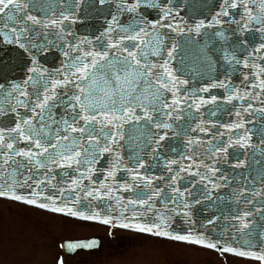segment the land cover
<instances>
[{
  "label": "snow or ice",
  "instance_id": "snow-or-ice-1",
  "mask_svg": "<svg viewBox=\"0 0 264 264\" xmlns=\"http://www.w3.org/2000/svg\"><path fill=\"white\" fill-rule=\"evenodd\" d=\"M89 2L108 5L110 19L100 35L81 38L70 26L77 19L75 13L80 5ZM184 7L193 10L188 20L180 15ZM184 7L180 0H0V45H15L31 55L29 75L22 83H8L7 78L0 82V116L8 113L16 116L8 124L0 122V198L91 220L98 219L99 213L85 215L72 208L58 207L56 200L66 192H74V203H79L82 199H111L114 190L130 191L135 199L122 204L117 198V204L125 210L131 205L151 212L156 198L167 207L169 200L176 203L185 195L174 185L185 179L180 173H186L199 177L197 183L204 185V196L211 200L214 190L228 187L234 181L214 165L209 167L203 158L208 155L219 162L222 154L226 156L229 148L237 146L251 149L248 155L252 159L240 160L235 154L237 163L232 167L243 168L247 164L251 169L253 164L258 165L257 175L264 185V124L247 128L246 124L253 121L244 119L246 114L264 120V0H213L210 6L207 0H200L199 4L197 0H184ZM149 9L158 11V17L149 19ZM198 9H201L199 16H204L202 9H206L211 18L197 19ZM228 33L236 39L230 41ZM49 48H56L64 57L55 72L43 68L40 62L39 54ZM22 57L23 52H19L18 59L27 63ZM173 61L177 64L175 68ZM220 67L224 68L223 80L213 75ZM240 68L244 71L242 88L238 90L228 77ZM182 77L207 78L210 82L199 89H189L186 86L190 79ZM212 88H223L228 93V103L233 100L246 103L235 112L236 121L224 126L228 131H244L236 138L230 136L227 142L216 141V136L223 137L224 133L212 134L215 142L204 153H198L203 141L189 133L211 132L203 123L195 127L192 124L201 108L217 104L216 96L205 99L199 95ZM255 102L262 106L255 108ZM208 114L215 116L216 111L210 109ZM256 134L259 143L253 144L252 135ZM182 136L186 137L181 142L183 152L171 144L168 146L169 152L178 153L180 159L168 160L160 152L163 142ZM105 157H111L109 168L97 187L92 178L100 170L94 166ZM161 160L163 168L174 173L168 178L167 187L175 195L153 188V177L141 172L161 167ZM183 160L191 163L174 170L172 166ZM57 168L71 169L76 178L71 180L70 187L59 189V197H44L49 204L38 203L41 185L57 188L53 184ZM41 170L44 179L35 180L34 175ZM121 171L128 173L129 179L114 189L109 181H115ZM62 175L67 176V171ZM85 180L91 181V186ZM255 183V178L248 180L241 176L243 186L232 192L238 198L237 203L240 199L245 204L254 205L257 199L260 203L256 213L249 210L232 218L241 232L250 227V216H264V187L258 190ZM33 184L41 191L33 190L30 196L16 192L17 187L32 188ZM183 207L188 205L185 203ZM156 219L159 223L150 226L127 223L120 226L201 244L264 264V250L257 253L234 247L218 248L216 243H206L202 237L169 233L168 218L163 212ZM101 222L111 221L104 218ZM93 246L94 243L70 244L68 248Z\"/></svg>",
  "mask_w": 264,
  "mask_h": 264
},
{
  "label": "water",
  "instance_id": "water-1",
  "mask_svg": "<svg viewBox=\"0 0 264 264\" xmlns=\"http://www.w3.org/2000/svg\"><path fill=\"white\" fill-rule=\"evenodd\" d=\"M181 6L184 7V0H180ZM200 0H197L199 4ZM207 4L210 6L213 4V0H207ZM115 10V5L112 6V11ZM197 11V19L211 18V15L206 9L204 11V16H199V11ZM109 6L108 5H99L95 3L94 5L89 2L86 4L80 5V10L75 13L77 19L75 22L71 23L70 30L74 32L78 37L83 38L84 36L92 37L100 35L107 28V21L110 19L109 16ZM149 19H154L158 17L159 13L156 10L149 9ZM192 9L184 7V10L180 12V15L188 20L189 16L192 14ZM214 14V13H213ZM127 22V21H125ZM191 22V21H190ZM235 27V26H233ZM171 36L175 37L177 40H180L181 37L176 36L175 33H170ZM229 40H234L236 37L232 36L231 33H228ZM241 40L244 39L243 36L239 37ZM258 43V41H257ZM170 46V45H169ZM23 52L22 61L18 59V53ZM58 57V58H57ZM40 62L42 67L48 71L55 72L61 66L63 61V55L56 48H49L45 52L39 54ZM31 55L28 52H24L22 49H17L15 45H0V82H3L4 78H7L8 83L20 82L22 83L24 79L29 75L28 68L31 67ZM172 67H177L175 61H173ZM243 68H240L234 75L228 77L231 85L236 86L238 90L242 88V75ZM224 68L220 67L217 72L213 73L218 79L223 80L225 76L223 74ZM179 75V73H178ZM189 78V77H182ZM190 82L186 86L189 89H199L200 87L207 86L209 80L189 78ZM200 96H203L205 99H209L211 96L217 97V104H208L205 107L201 108L200 113H197V119L193 122L192 127H195L196 124H201L210 129L211 132L208 135H205L204 132H190L189 135L193 138L199 137L203 143L197 148L198 153H204L205 150L209 147L210 143H214L212 139V134L217 132L224 133L223 137L216 136V141L223 140L227 142L229 137L232 136L236 138L239 134L243 133V129H233L228 131L224 126L233 124L236 121L237 117L235 112L239 110L242 106H246L244 101L233 100L231 103L227 102L228 93L225 92L223 88H212L208 93H199ZM218 105V107H217ZM235 105V107H234ZM262 105L259 102L254 103L255 108H259ZM215 110L216 115L211 116L208 114L209 110ZM16 119L15 114L8 113L7 115L0 116V122L8 124L10 121ZM244 119L248 121H253V123L246 124L247 128L259 127L261 124H264V120H261L258 116L244 115ZM215 125V127H214ZM10 126H14L11 124ZM186 137H180L179 139H172L170 141L163 142V145L160 149L162 155H164L168 160L177 159L180 157L178 153L169 152L168 146L171 144L178 148L179 152H183L184 148L182 146V141ZM253 144H258V134L252 135ZM21 148L24 147L23 144L20 145ZM251 152V149H239V147L229 148L226 156H223L217 162L214 158H211L208 155L204 156V163L209 167L215 166L220 169L223 175L228 176L233 179V183L228 187H220L212 193V199L209 200L204 196V185L197 183L199 180L198 176H188L186 173H180L181 176H184V180H178L174 187H178L180 191L185 192L183 197H179L176 203H173L171 200L167 202V207L161 202L159 198H156L153 204V210L148 212L146 209L133 207L131 205L125 210L122 206L117 204V198H120L122 204H126L127 200L135 199L134 193L130 191H119L114 190L111 194L112 198H105L103 200L96 199H82L79 203H74L75 193L66 192L64 197H60L56 200V206L63 207L65 209L72 208L74 211L83 212L85 215H92L93 213H99L98 219H81L79 216L67 215L65 212H52L46 209H42L48 212L55 214L63 215L69 218H74L78 220L88 221L99 223L103 225L113 226L122 228L129 231L139 232L133 227H121V224L127 223L131 225L135 224H147L151 225L153 222L159 223L156 217L163 212L167 219V231L173 235H191L193 238L202 237L204 241L216 243L219 247H234L240 250L245 251H254L260 253L264 250V216L259 214H254L248 218L250 222V227L245 229L243 232L238 231L237 221L232 219L245 211L251 210L253 213H256V209L260 207L259 200L254 201L253 204H245L243 199H240L237 203V197L232 195V192L238 187L243 186L240 184V178L243 176L245 179L251 180L255 178L256 189L264 187L261 184L260 178L257 175L258 165L253 164L251 169L248 165L245 164L243 168H233L232 165L237 163L235 159V154H238L240 160H251L252 157L248 155ZM126 156V153L124 154ZM259 159V157H256ZM111 157L102 158L94 167L99 169V172H96L93 175V180L98 182L104 179L107 169L109 168V161ZM150 160V158H149ZM164 161L161 160V167H151L148 169H142L141 172L146 174L149 177H153V188L164 189L167 191L169 196L175 195L172 192L171 187H167L169 183V177L174 173H169L166 169L163 168ZM191 163L188 160L181 161L180 165H173L175 170L179 166L187 165ZM123 167V166H121ZM193 171L196 169L193 168ZM67 171L68 175L63 176L62 173ZM203 169L201 172L203 173ZM220 173L218 172L217 175ZM25 175L27 173L25 172ZM56 179L53 181V184L57 185V188H52L49 185H41V196L37 198L38 203L49 204L50 201L44 199L46 196L55 195L59 197L60 188H68L71 186L70 182L72 179L76 178V174L71 169H61L57 168L55 170ZM156 177H162V179H155ZM35 180L44 179V172L41 170L39 173L34 175ZM129 176L126 172H118L117 179L115 181H109V183L116 189L117 185L123 184L125 180H128ZM85 184L91 186V181L85 180ZM41 189H36V185L33 184L32 188L17 187L16 192L21 195L30 196L33 190L41 191ZM223 197V199H219ZM249 199H252L249 196ZM9 200V199H7ZM13 201V200H12ZM199 201V202H197ZM18 202V201H15ZM22 203V202H19ZM187 204L188 207H183L184 204ZM25 204V203H23ZM28 205V204H26ZM38 209L39 207L29 205ZM187 213V215H185ZM104 218H108L111 222L109 224H104L101 221ZM209 220H214L215 222L209 224ZM143 233V232H139ZM150 235L148 233H143ZM154 236V235H152ZM158 237V236H156ZM168 239L166 237H161ZM171 240V239H170ZM176 241V240H175ZM186 242V241H179ZM87 241H66L62 244V249L66 253H72V251L78 252L80 250H87L85 247H77L74 250L69 249L68 245L70 244H88ZM188 243V242H186ZM191 244V243H190ZM198 246H203L201 244H195ZM204 247V246H203ZM216 250V249H214ZM231 254V253H228ZM233 255V254H232Z\"/></svg>",
  "mask_w": 264,
  "mask_h": 264
},
{
  "label": "rangeland",
  "instance_id": "rangeland-1",
  "mask_svg": "<svg viewBox=\"0 0 264 264\" xmlns=\"http://www.w3.org/2000/svg\"><path fill=\"white\" fill-rule=\"evenodd\" d=\"M100 237L95 252L64 256L66 239ZM259 264L226 254L144 238L56 217L0 199V264Z\"/></svg>",
  "mask_w": 264,
  "mask_h": 264
},
{
  "label": "flooded vegetation",
  "instance_id": "flooded-vegetation-1",
  "mask_svg": "<svg viewBox=\"0 0 264 264\" xmlns=\"http://www.w3.org/2000/svg\"><path fill=\"white\" fill-rule=\"evenodd\" d=\"M36 210V209H35ZM40 211V210H38ZM41 212H44V211H41ZM44 213H47V212H44ZM47 214H50V213H47ZM50 215H53V214H50ZM53 216H56V215H53ZM56 217H60V216H56ZM61 218H64V217H61ZM67 219V218H66ZM71 220V219H69ZM75 221V220H73ZM76 222H80V221H76ZM80 223H83V224H89V225H93V226H97V227H100V228H103V229H106V231L110 234V235H113L115 232L119 231V232H126V233H129V234H133V235H137V236H142V235H138V234H134V233H130V232H127V231H123V230H119V229H114V228H108V227H105V226H101V225H96V224H91V223H85V222H80ZM144 238H148V237H145L143 236ZM93 239H96L98 242H95L93 241ZM150 239H153V238H150ZM68 240H88L89 243H94V246L93 247H90V248H87L86 251H78V252H75V251H72V253H66L63 251L62 249V244L65 242V241H68ZM103 245V240L102 238L100 237H88V238H80V239H66V240H63L62 242H60L58 244V247H59V250L60 252L64 255V256H67V257H74L80 253H91V252H95V251H98ZM93 249V250H92Z\"/></svg>",
  "mask_w": 264,
  "mask_h": 264
}]
</instances>
